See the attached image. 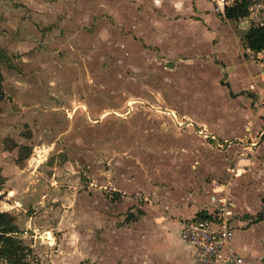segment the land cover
Segmentation results:
<instances>
[{"label": "rangeland", "instance_id": "374dc122", "mask_svg": "<svg viewBox=\"0 0 264 264\" xmlns=\"http://www.w3.org/2000/svg\"><path fill=\"white\" fill-rule=\"evenodd\" d=\"M58 1V9L40 20L24 13L0 25V211L18 228L0 235V264H99L100 214L114 213L111 189L125 169L149 171L145 152L163 149V135L195 134L180 126L198 119V101L214 100L223 108L219 115L237 118L240 128L247 116L255 117L250 104L239 115L244 101L227 93L225 104L216 88L176 87L160 47L120 27L114 12L102 11L113 0ZM198 9V38L206 31L223 38L227 22L210 3L200 1ZM229 22L236 34L237 23ZM232 56L225 59L246 71ZM247 63L262 72L264 55L249 56ZM198 70L188 72L197 84ZM204 71L205 78L215 75L207 65ZM242 71L232 81L248 95L251 82ZM254 82L262 88L260 79ZM162 161L151 163L163 173Z\"/></svg>", "mask_w": 264, "mask_h": 264}, {"label": "crops", "instance_id": "0c3cea01", "mask_svg": "<svg viewBox=\"0 0 264 264\" xmlns=\"http://www.w3.org/2000/svg\"><path fill=\"white\" fill-rule=\"evenodd\" d=\"M17 1L19 6L14 5ZM113 1V6H105L102 11L114 12L120 27L136 29L139 37L160 47L169 60L170 77L177 81L176 87L195 84L200 90L216 88L225 104L227 93L231 100L244 101L239 115L245 114L250 104L255 117L247 116L240 128L237 118L219 115L223 108L214 100H205L201 105L198 101V119L182 126L176 122L177 126L193 128L195 134H174L173 138L163 135L168 141L163 149L145 152L150 159L149 171L125 169L115 189H111L117 197L114 213L109 209L100 214L99 264H195L192 248L181 240L183 225L192 218L213 214L219 200L229 204L232 215V251L242 264H264V70H252L247 63L249 56L264 54L250 51L238 37V29L234 34V23L229 24L232 22L223 26V38L215 40L216 35L208 31L198 38V4H208L207 0ZM57 3L0 0V25H10L9 19L19 20L24 13L30 20H40L47 11L54 13ZM82 3L85 6V1ZM226 55L241 59L246 71L238 70L225 59ZM197 65L198 84L188 78V72ZM206 65L215 74L209 79L204 77L208 76ZM241 71L246 76L243 78L251 82L248 95L246 86L242 89L236 80L233 85L232 78L238 79ZM177 74L185 81L175 79ZM259 79L262 88H253L254 80ZM159 157L163 158V173L160 166L151 163ZM226 254L223 252V256Z\"/></svg>", "mask_w": 264, "mask_h": 264}, {"label": "built area", "instance_id": "2783aa9c", "mask_svg": "<svg viewBox=\"0 0 264 264\" xmlns=\"http://www.w3.org/2000/svg\"><path fill=\"white\" fill-rule=\"evenodd\" d=\"M207 1L211 4L212 13L225 22L230 21L227 18L229 11L239 9L245 16L234 21L238 27L246 23L247 30H264V0ZM261 54H264V50L258 52L259 56ZM234 228L229 204L225 200H219L213 214L208 217H195L184 223L181 240L192 248L195 264H242L230 246ZM225 251L227 254L223 256Z\"/></svg>", "mask_w": 264, "mask_h": 264}, {"label": "trees", "instance_id": "16d2710c", "mask_svg": "<svg viewBox=\"0 0 264 264\" xmlns=\"http://www.w3.org/2000/svg\"><path fill=\"white\" fill-rule=\"evenodd\" d=\"M244 16H245L244 12H242L239 9H235L227 13V18L230 21H237L238 19L243 18ZM242 41L244 42L245 46L250 51L256 52V53L261 52L264 50V30L251 28L245 32ZM3 58L4 56L2 55L0 51V60H2ZM3 98H4V93L2 89V74L0 72V102L3 100ZM19 149L24 150L26 148L20 147ZM27 154H29V151L27 152ZM21 160L22 158L19 155L17 161L19 162ZM261 219H262V216L260 215L258 218V221H260ZM17 232H18V228L14 224L13 216H11L10 214L6 212L0 211V235L11 236V235L17 234ZM18 246H19L18 248L20 249L21 247L20 244H18Z\"/></svg>", "mask_w": 264, "mask_h": 264}, {"label": "water", "instance_id": "95a60500", "mask_svg": "<svg viewBox=\"0 0 264 264\" xmlns=\"http://www.w3.org/2000/svg\"><path fill=\"white\" fill-rule=\"evenodd\" d=\"M247 30V24L244 23V24H240L239 25V32H238V37L239 38H243L245 32Z\"/></svg>", "mask_w": 264, "mask_h": 264}, {"label": "flooded vegetation", "instance_id": "af4514ba", "mask_svg": "<svg viewBox=\"0 0 264 264\" xmlns=\"http://www.w3.org/2000/svg\"><path fill=\"white\" fill-rule=\"evenodd\" d=\"M4 236V235H3ZM4 237H9V236H4Z\"/></svg>", "mask_w": 264, "mask_h": 264}]
</instances>
